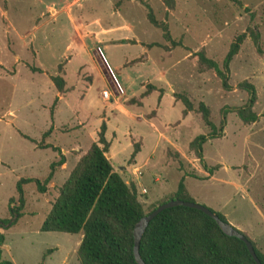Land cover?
<instances>
[{
  "label": "rangeland",
  "instance_id": "obj_1",
  "mask_svg": "<svg viewBox=\"0 0 264 264\" xmlns=\"http://www.w3.org/2000/svg\"><path fill=\"white\" fill-rule=\"evenodd\" d=\"M60 1L0 0V59L5 67L0 64L1 258L13 264H80L76 253L80 232L41 231L40 225L77 155L96 141L102 121L110 142L106 155L113 169L127 183H134L145 210L171 199L183 178L195 202L223 215L264 255V0H174L173 9L162 0H108V16L112 9L122 12L138 38L157 43L149 47L167 50L171 46L161 28L149 21V8L179 43L171 46L175 49L170 59L160 58L162 51L152 48L159 68L144 69L142 78L134 76L133 83L114 69L110 56L116 60L126 51L118 46L107 51L100 49L101 44H93L101 65L93 69L91 64L90 72L82 66L76 70L83 55L66 63L72 53L67 48L72 30L64 14H53L52 8H59L54 4ZM93 4L99 8L89 11ZM103 10L98 0H84L74 13L119 22L105 16ZM11 30L30 32L26 43L34 56L24 49L22 54L29 68L37 66L42 72H32L25 62L13 63L12 54L5 50L6 37L16 33ZM241 33L245 36L229 63L230 88L224 89L213 70L199 67L195 53L203 50L222 67L230 43ZM111 42L124 43L122 39ZM183 54L186 57L181 58ZM102 56H107V66ZM137 61H143L142 55ZM64 71L66 83L74 88L65 83L64 91L71 90L54 102L59 92L49 77H63ZM244 80L253 84L256 93L253 111L258 117L248 123L231 110L247 101V91L238 86ZM105 91L108 98L103 96ZM177 94L186 95L193 105L185 117ZM200 102L209 108V118L217 128L222 109L230 107L221 135L203 145L205 163L213 169L210 174L189 148L195 136L210 131L196 110ZM143 118H151L152 125ZM48 145L51 148H41ZM134 148L139 151L133 155ZM61 156L67 167L58 170L59 165L55 166L45 184L51 163ZM20 177L38 178L46 189L39 192L34 182L23 184L24 204L11 223L10 208L19 205L16 181Z\"/></svg>",
  "mask_w": 264,
  "mask_h": 264
},
{
  "label": "trees",
  "instance_id": "obj_2",
  "mask_svg": "<svg viewBox=\"0 0 264 264\" xmlns=\"http://www.w3.org/2000/svg\"><path fill=\"white\" fill-rule=\"evenodd\" d=\"M232 1L238 2V0ZM162 2L168 9L174 8V0H162ZM148 10L149 21L161 28L163 38L171 46L178 45L179 43L171 38L166 24L158 22L151 9ZM244 36V33H241L232 40L222 60V67H219L215 60L207 57L203 50L195 53L199 67L213 70L220 78L224 89L230 88L229 63L237 53ZM256 39L255 34V42ZM127 40L122 39L123 42ZM151 45L157 43L148 44ZM31 69L41 71L37 67ZM50 79L56 90L63 93L64 78L59 74L50 75ZM238 86L247 91L248 98L243 105L232 107L231 110L241 121L254 122L258 117L253 111L256 100L255 88L245 80ZM175 97L184 106L182 115L185 116L193 109L186 95L177 94ZM56 101L57 97L54 99V102ZM228 109L230 107L222 109V118L217 128L209 118V108L203 102H200L196 108L210 131L195 136L189 142V148L208 174L212 173L213 169L205 163L203 145L207 140L221 135ZM105 133L106 124L102 121L96 134V141H93L86 152L79 157L60 185L58 194L40 225V230L80 232L82 236L76 250L80 264H138L133 254L134 225L162 202L152 205L148 210L143 208L134 183L132 181L127 183L113 169L106 155L110 142L106 139ZM136 152L138 150L134 148L132 154ZM63 162L64 157L61 156L58 161L51 163V170L44 179L45 184L53 175L52 169ZM29 182H34L39 192H44L46 189L38 178L20 177L16 181L19 205L10 208L12 216L14 215L11 223L20 216L19 210L24 204L22 185ZM172 194V198L194 201L183 183V178ZM12 200L13 198H10L9 202ZM215 213L226 221L223 215ZM242 233L251 241L258 258L264 264V255L255 247L254 242L244 232ZM3 240L0 234V245ZM139 254L146 264H256L242 240L225 234L215 220L202 211L181 205L167 207L149 221L140 239ZM0 264H13L12 261L1 258V248Z\"/></svg>",
  "mask_w": 264,
  "mask_h": 264
},
{
  "label": "crops",
  "instance_id": "obj_3",
  "mask_svg": "<svg viewBox=\"0 0 264 264\" xmlns=\"http://www.w3.org/2000/svg\"><path fill=\"white\" fill-rule=\"evenodd\" d=\"M81 1H84V0H62V1L56 2V4H54V5H59V8H55V7L52 8V10H54V13H53L54 16H58L59 14H64L63 16L66 17V19L68 20L70 28L72 30V36H71L70 42L67 45V48H69V51H71L72 53L70 56H68L66 63H69L70 61L74 60L75 58H79V56H82V55L85 58L78 65V67L76 69L77 72L81 66L86 67V69L88 70V68L90 67L91 64H92L93 69L96 68L98 66V64L101 65V61L100 62L97 61L98 55H97V53L95 54V50H94L96 48V46H93V44H95V45L101 44L100 49L103 48L107 51L110 50V48L114 47V46H115L114 48H117V49H118V47L126 49L125 52H122L121 54H119L118 59L115 60V58H114V60H113L111 56H110V59L114 63V67H115L114 69H116V72L120 73L122 75V77L124 78V80L127 81L128 83H133L132 78H134V76H135V78H137V77L142 78L144 69H146L148 67L159 68L157 61L152 56V48L158 49L159 52L162 51V53H160V58L167 56V58L170 59L172 57L171 55L173 54L175 48H172L169 45H167V50L163 48L164 46L149 47L148 46L149 41H144V40H141L140 38L137 37V35L135 34V31H134L133 25L131 24V20L127 16H124L122 14V12H120L119 10H113L112 9L110 15L108 16V9H107L108 8L107 7L108 6L107 5L108 0H98V1L101 4V6L104 5L103 12H104L105 16H108V18L109 17L112 19L116 18L119 20V22H116V24L108 23L107 21L102 22V18L100 16L84 17L81 14L74 13V8L78 7ZM93 6H94V8H93ZM93 6H91L89 8V11H92L93 9L97 10V8H99V6H96L94 4H93ZM165 10H166V8H165ZM5 20H6V18L4 19V21ZM6 21H7L6 23L8 25L7 27H11V24L8 22V20H6ZM113 24H114V26H112ZM38 28L39 27L36 26L37 30H38ZM8 30L10 31V28ZM11 31H14L16 33L14 34V37H12V38L7 36V37H9V39H7V37H6L5 50L8 51L10 54H12V56L14 58V62H13L14 64H17L19 62H25V65L28 67V65H27L28 62L23 57L22 49H24L26 51L29 50L28 52L32 53V55L34 53V50L29 48L30 45L28 43H26V40L28 39L30 32L28 30H25V31L11 30ZM8 33L9 32H7L6 35H8ZM126 35H128V36H126ZM171 38L174 39V37L172 35H171ZM121 39H134L135 41L132 43H126V42H124V43H112L111 42L114 40H121ZM97 52H98V50H97ZM0 54H1V50H0ZM98 54H99V52H98ZM140 55H142V57H143L142 62L137 61V57ZM184 56L185 55L183 54L181 58H184ZM102 57H103L102 61L106 65L108 58H107V56H102ZM169 59H167V62L169 61ZM174 62L176 65L177 63L180 62V58H178V60H176ZM2 63L3 62L0 59L1 66H3ZM94 65L96 67H94ZM35 67H37V66H35ZM12 68H13V72H11V74H13L15 72V68L14 67H12ZM37 68H39V67H37ZM3 69H5V67ZM29 70L32 71L31 68H29ZM40 70H42V69H40ZM126 70H127V73H126ZM88 71L90 72V70H88ZM32 72H42V71H32ZM77 72H76V76L78 78ZM99 74L101 75L100 71H99ZM64 75H65V71L63 73V78H64ZM49 79H50V77H49ZM93 79H94V77L91 79V82H89V83H92ZM64 80H65V78H64ZM78 80H79V78H78ZM50 81H51V79H50ZM65 83H66V80H65ZM66 84H67V87H71L72 89L74 88V85H68V83H66ZM66 84H65V88H66ZM70 90H66L63 93L59 92L58 96H57V100H59V98L61 96H63L65 92H68ZM85 94H86V90L84 92L83 97L85 96ZM83 97H81V99ZM169 100H173V99H169ZM6 116H11V114L8 113ZM182 116L185 117L186 115L185 116L182 115ZM151 118H150V120H151ZM143 119L149 120L146 118H143ZM138 120H142V119L138 118ZM150 120H149V122L152 125V122ZM38 148H40V147H38ZM41 148L47 149V148H51V147H50V145H48V146L41 147ZM81 154L82 153H79V156L77 155V160L79 159ZM65 161L66 160L64 159V162L59 166L58 170H65V168L67 167V165H66L67 161L66 162ZM3 230H4L3 227L0 226V233H2ZM2 244L0 245V247L2 246Z\"/></svg>",
  "mask_w": 264,
  "mask_h": 264
},
{
  "label": "water",
  "instance_id": "obj_4",
  "mask_svg": "<svg viewBox=\"0 0 264 264\" xmlns=\"http://www.w3.org/2000/svg\"><path fill=\"white\" fill-rule=\"evenodd\" d=\"M175 205H181V206H186V207H190V208H195V209L202 211L206 215L210 216L212 219L215 220V222L217 223L219 228L225 234H227L229 236H235L245 243V246H246L248 252L250 253L253 261L256 264H263L261 262V260L258 258L251 241L241 231H239L238 229L233 227L227 221L221 219L214 211H212L208 207H206L202 204H199L197 202H194V201L183 200V199H179L176 197L171 198L165 202L158 204L151 212L142 216L135 223L134 228H133V254H134V259L138 264H146L142 260L140 254H139V244H140V239H141L149 221L154 216H156L160 211H162L163 209H165L167 207L175 206Z\"/></svg>",
  "mask_w": 264,
  "mask_h": 264
},
{
  "label": "built area",
  "instance_id": "obj_5",
  "mask_svg": "<svg viewBox=\"0 0 264 264\" xmlns=\"http://www.w3.org/2000/svg\"><path fill=\"white\" fill-rule=\"evenodd\" d=\"M103 96H104L105 98H108V92L105 91V92L103 93Z\"/></svg>",
  "mask_w": 264,
  "mask_h": 264
}]
</instances>
